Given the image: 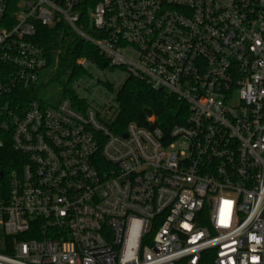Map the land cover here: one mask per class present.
Returning <instances> with one entry per match:
<instances>
[{"label":"built area","instance_id":"obj_1","mask_svg":"<svg viewBox=\"0 0 264 264\" xmlns=\"http://www.w3.org/2000/svg\"><path fill=\"white\" fill-rule=\"evenodd\" d=\"M83 2L0 0V264H264V0ZM60 21L185 123L31 98Z\"/></svg>","mask_w":264,"mask_h":264},{"label":"trees","instance_id":"obj_2","mask_svg":"<svg viewBox=\"0 0 264 264\" xmlns=\"http://www.w3.org/2000/svg\"><path fill=\"white\" fill-rule=\"evenodd\" d=\"M98 0H84V14H89ZM86 17V16H85ZM91 34L94 31L88 29ZM33 41L45 48L47 67H54L53 79L61 80L59 98L50 103L39 96L38 88L28 90L31 98L38 99L45 105H56L63 99H69L73 106L79 110H86L88 104L80 99L73 88L75 81L91 75L90 72L77 63L80 58H85L95 64L100 70H113L109 60L101 54L100 49L93 43L87 42L76 34L64 21L52 27L39 25ZM100 82V81H99ZM102 84L113 90V84L104 81ZM118 112L110 126L116 132H122L130 122H136L143 127H149V117L154 116L153 126L159 127L168 134L176 124L186 121L188 106L163 89H154L145 80L128 75L116 92ZM11 166V165H10ZM23 238L34 237L28 233Z\"/></svg>","mask_w":264,"mask_h":264},{"label":"rangeland","instance_id":"obj_3","mask_svg":"<svg viewBox=\"0 0 264 264\" xmlns=\"http://www.w3.org/2000/svg\"><path fill=\"white\" fill-rule=\"evenodd\" d=\"M89 71L91 75L80 80V86L76 89L77 94L97 108L105 106L106 103L115 108L117 106L116 92L127 78V71L115 67L113 70L107 69L101 72L94 66H90ZM54 72V67L44 68L36 85L39 96L50 103L55 102L59 98L61 88V80L53 79ZM97 78L100 82L96 81ZM104 81L112 83L114 86L113 90L107 89L102 84Z\"/></svg>","mask_w":264,"mask_h":264},{"label":"water","instance_id":"obj_4","mask_svg":"<svg viewBox=\"0 0 264 264\" xmlns=\"http://www.w3.org/2000/svg\"><path fill=\"white\" fill-rule=\"evenodd\" d=\"M124 136H125V134H124Z\"/></svg>","mask_w":264,"mask_h":264}]
</instances>
